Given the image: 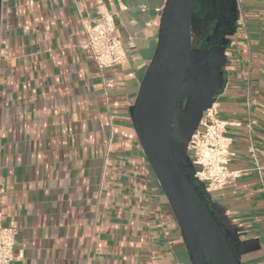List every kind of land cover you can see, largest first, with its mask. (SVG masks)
Segmentation results:
<instances>
[{"label":"crops","instance_id":"obj_1","mask_svg":"<svg viewBox=\"0 0 264 264\" xmlns=\"http://www.w3.org/2000/svg\"><path fill=\"white\" fill-rule=\"evenodd\" d=\"M165 3L2 0L0 203L3 223L19 225L14 264H191L131 111ZM102 9L126 51L103 70L82 24ZM238 9L211 43L219 12L198 0L193 39L211 56L195 95L217 101L240 171L208 199L242 263L264 264V0Z\"/></svg>","mask_w":264,"mask_h":264},{"label":"water","instance_id":"obj_2","mask_svg":"<svg viewBox=\"0 0 264 264\" xmlns=\"http://www.w3.org/2000/svg\"><path fill=\"white\" fill-rule=\"evenodd\" d=\"M197 2L166 0L156 49L132 105V119L179 224L191 264H243L208 199L210 191L200 190L196 183L195 166L188 152L203 112L215 102L212 95H195L203 66L211 56V51L198 47L193 39ZM212 2L219 14L207 39L211 43L226 13L235 19L239 13L237 0ZM1 5L2 0L0 17ZM185 95L191 101L182 109L181 98Z\"/></svg>","mask_w":264,"mask_h":264},{"label":"built area","instance_id":"obj_3","mask_svg":"<svg viewBox=\"0 0 264 264\" xmlns=\"http://www.w3.org/2000/svg\"><path fill=\"white\" fill-rule=\"evenodd\" d=\"M240 0H237L239 2ZM86 34L85 46L90 49L93 59L103 70L121 66L126 61V51L116 35L114 16L107 9L100 10L97 18H83ZM229 122L220 116L217 101L203 112L199 127L189 142V155L195 166L196 183L200 190H217L240 176L231 163L236 156L232 138L228 134ZM256 168L261 169L254 148H250ZM2 187L0 184V195ZM19 233L16 220L3 223L0 203V264H14L15 244Z\"/></svg>","mask_w":264,"mask_h":264}]
</instances>
